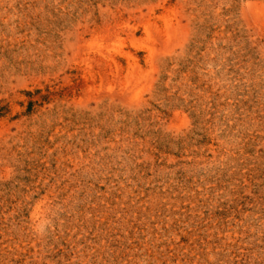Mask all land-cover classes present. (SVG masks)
<instances>
[{"label": "rangeland", "instance_id": "rangeland-1", "mask_svg": "<svg viewBox=\"0 0 264 264\" xmlns=\"http://www.w3.org/2000/svg\"><path fill=\"white\" fill-rule=\"evenodd\" d=\"M0 264H264V0H0Z\"/></svg>", "mask_w": 264, "mask_h": 264}]
</instances>
